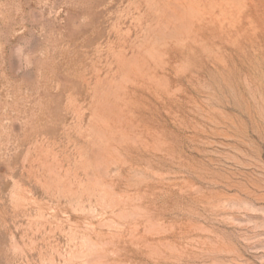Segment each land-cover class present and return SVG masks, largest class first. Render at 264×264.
Segmentation results:
<instances>
[{
	"label": "rangeland",
	"instance_id": "374dc122",
	"mask_svg": "<svg viewBox=\"0 0 264 264\" xmlns=\"http://www.w3.org/2000/svg\"><path fill=\"white\" fill-rule=\"evenodd\" d=\"M0 264H264V0H0Z\"/></svg>",
	"mask_w": 264,
	"mask_h": 264
},
{
	"label": "bare ground",
	"instance_id": "6f19581e",
	"mask_svg": "<svg viewBox=\"0 0 264 264\" xmlns=\"http://www.w3.org/2000/svg\"><path fill=\"white\" fill-rule=\"evenodd\" d=\"M200 22V21H199ZM175 43V42H174ZM119 221V220H118Z\"/></svg>",
	"mask_w": 264,
	"mask_h": 264
}]
</instances>
